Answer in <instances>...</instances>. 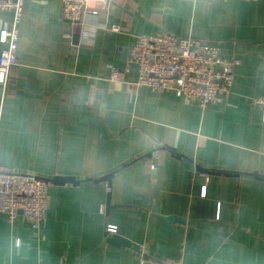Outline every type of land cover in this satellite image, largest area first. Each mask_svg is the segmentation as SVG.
<instances>
[{
  "label": "crops",
  "instance_id": "obj_1",
  "mask_svg": "<svg viewBox=\"0 0 264 264\" xmlns=\"http://www.w3.org/2000/svg\"><path fill=\"white\" fill-rule=\"evenodd\" d=\"M20 32L0 168L51 180L50 199L36 231L0 213V264H264V0H108L72 25L61 0H23ZM164 32L238 60L226 101L137 87L135 66L106 81L136 36ZM65 177L78 183L52 181Z\"/></svg>",
  "mask_w": 264,
  "mask_h": 264
},
{
  "label": "built area",
  "instance_id": "obj_2",
  "mask_svg": "<svg viewBox=\"0 0 264 264\" xmlns=\"http://www.w3.org/2000/svg\"><path fill=\"white\" fill-rule=\"evenodd\" d=\"M193 2L194 0H186ZM108 0H61L62 19L70 25L81 22L86 15L105 9ZM23 0H0V13L11 12L9 23L0 26V97L5 95L10 69L17 65L16 50L20 40ZM111 31H119L112 26ZM236 59H225L218 46L191 38H178L170 33L138 35L130 47L127 65L113 70L106 81L123 84L130 66L136 67L135 86L153 92H171L186 101L197 102L201 108L208 103L226 101L233 82ZM264 122V95L253 99ZM153 167V165L151 166ZM47 182L31 174L9 172L0 168V213L13 222L21 213L36 231L44 223L49 205ZM109 233L115 228L108 226Z\"/></svg>",
  "mask_w": 264,
  "mask_h": 264
},
{
  "label": "water",
  "instance_id": "obj_3",
  "mask_svg": "<svg viewBox=\"0 0 264 264\" xmlns=\"http://www.w3.org/2000/svg\"><path fill=\"white\" fill-rule=\"evenodd\" d=\"M169 150H171L172 148H169L167 147ZM205 173L209 174L210 172H207L206 170L204 171ZM211 173H214V172H211ZM216 174H223V175H228V176H236L235 173L233 172H226V171H219V172H216ZM113 176V172L110 173V174H107L101 178H90L88 179V181H94V182H100V181H108V183L110 182V179L111 177ZM254 177L258 180H261V181H264V176H261L259 174H254ZM38 179H41L45 182H48V181H51V180H48V179H42V178H38ZM53 182H56V181H59V183L61 184H64V183H72V184H76L78 183V181H76L74 178H71V177H65V178H55L54 180H52ZM58 184V183H57ZM110 199H109V195H108V199H107V203H108V207H110ZM161 218H163L164 220L166 221H169V222H174V221H178L180 222L181 221V218H178L176 216H162ZM110 244H113L114 246H119V245H122V246H125V247H128V248H132L134 250H137V252L139 251V248L138 246L136 245H133L131 244L128 240H125L124 238H121L119 236H114L112 238H110Z\"/></svg>",
  "mask_w": 264,
  "mask_h": 264
}]
</instances>
